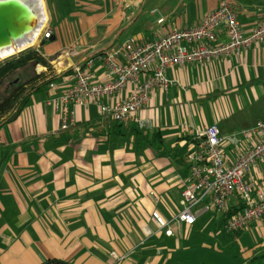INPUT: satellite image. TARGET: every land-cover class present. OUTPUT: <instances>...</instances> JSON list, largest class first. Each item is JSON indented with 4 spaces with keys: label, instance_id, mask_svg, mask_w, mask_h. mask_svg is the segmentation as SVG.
Here are the masks:
<instances>
[{
    "label": "crops",
    "instance_id": "crops-1",
    "mask_svg": "<svg viewBox=\"0 0 264 264\" xmlns=\"http://www.w3.org/2000/svg\"><path fill=\"white\" fill-rule=\"evenodd\" d=\"M230 1L244 33L264 22V0ZM77 2L75 23L106 32L101 40L110 37L107 46L115 38L110 51L129 40L144 44L193 28L219 0ZM219 40L225 41L222 28ZM55 41L50 48H62L63 42ZM89 47L75 62L57 58L50 83L55 87L32 94L17 116L0 126V264H264V215L227 234L224 215L209 211L192 225L173 223V237L151 218L154 210L169 219L181 209L196 130L215 124L226 138L264 121V105L257 107L264 101V42L203 65L170 67L166 75L173 85L151 92L137 114L141 127L114 122L91 104L74 107V125L62 129L51 102L73 85V67L87 69L96 81L106 79L95 53L105 44ZM133 89L127 83L116 99H126ZM256 109L261 116L253 114ZM255 141L224 143L227 163ZM247 179L264 188V157ZM240 205L233 197L229 210ZM145 229L152 233L148 238ZM131 249L124 260L111 256Z\"/></svg>",
    "mask_w": 264,
    "mask_h": 264
},
{
    "label": "built area",
    "instance_id": "built-area-1",
    "mask_svg": "<svg viewBox=\"0 0 264 264\" xmlns=\"http://www.w3.org/2000/svg\"><path fill=\"white\" fill-rule=\"evenodd\" d=\"M161 21V20H159ZM223 29L225 41L219 40ZM44 39L49 32H42ZM264 42V22L248 33H244L237 21L236 8L230 0H219L213 11L205 14L193 28L172 30L160 38L144 44L133 40L125 42L119 50H110L98 55L106 69V79L96 81L87 69L73 67V85L53 98L51 105L61 119V128L68 129L75 123L74 107L95 104L99 112L117 123L136 122L142 124L137 114L148 102L154 89L167 92L173 85L166 72L175 65H203L211 60L229 57L254 45ZM141 75L146 78L139 82ZM133 83L134 89L126 99L115 96ZM50 84V88H54ZM255 138V143L234 163L228 164L223 152L224 143L239 145L242 141ZM194 148L188 155L190 162L187 183L181 190V209L171 218H163L156 210L151 218L157 228L167 237H173L172 224L195 223L205 212L225 215L229 202L236 197L242 209L225 217L222 229L234 234L257 222L264 215V188L247 179V173L264 157V121L256 122L251 128L229 137L221 135L217 125L212 124L196 130ZM145 237L152 233L144 230ZM134 249L124 254L111 253L116 260H124Z\"/></svg>",
    "mask_w": 264,
    "mask_h": 264
},
{
    "label": "rangeland",
    "instance_id": "rangeland-1",
    "mask_svg": "<svg viewBox=\"0 0 264 264\" xmlns=\"http://www.w3.org/2000/svg\"><path fill=\"white\" fill-rule=\"evenodd\" d=\"M45 3L49 15V22L43 31L49 32L50 37L48 39L40 37L37 45H35L31 49L36 50L45 59L48 66L33 64L29 65L24 71H22L20 82H25L32 77H36V79L31 80L29 84L24 85V87L22 88L23 93L28 92L31 87L45 82L46 80H49L57 75V67L55 61L60 56L63 55L66 57H70V59H73V62H75V60L80 59L84 56V52H89L91 50L92 47L89 46L95 45V47H97L103 44L107 46L110 40V37H108V39H105L104 41L101 40L102 37L108 35L106 32H94L93 28L88 29L89 25H79V23H75L76 19L74 15L72 16V12L76 11V8H80L77 7L80 6L77 0H45ZM81 13H86V15L89 14V12L87 11H83ZM113 34L111 36H113ZM52 37L53 39H51ZM56 39H59L63 42L62 48H50V46L56 42ZM41 42H44L43 46H40ZM45 52L56 53L52 55H46ZM76 52L79 53L76 54ZM4 60H2L1 62H3ZM38 66L43 67V70L40 71L38 69ZM15 77L16 75H8L1 80L0 105H2V103L7 100L8 97L12 94L14 89L12 86H9V84L12 80H14ZM263 105L264 101L257 105V107H261ZM261 113L262 112L256 109L253 114L261 116ZM8 115L9 111L4 109L2 110L0 107V120L4 119Z\"/></svg>",
    "mask_w": 264,
    "mask_h": 264
},
{
    "label": "trees",
    "instance_id": "trees-1",
    "mask_svg": "<svg viewBox=\"0 0 264 264\" xmlns=\"http://www.w3.org/2000/svg\"><path fill=\"white\" fill-rule=\"evenodd\" d=\"M101 54L102 53H97V56ZM33 64H41L43 66H48L45 59L36 50L31 48H27L20 52L18 55L11 56L5 59L3 62H0V82L8 75H16L14 80H12L9 84V86H12L14 89L12 94L8 97L7 100L2 103V105H0L2 110L4 109L9 111V115L4 119L0 120V126L2 124L12 121L17 116L23 105L27 102V100L32 94L42 90L44 87H46L56 79L55 77H52L51 79L46 80L45 82L31 87L28 92L23 93L22 88L24 87V85L29 84V82L33 79H36V77H32L26 80L25 82H20V78L22 77V71H24L29 65ZM17 107L18 109L16 110ZM5 159L6 158H4L3 156L2 160L5 161ZM241 209L242 205H240V207L234 211L229 210L224 215V218L231 216L232 214Z\"/></svg>",
    "mask_w": 264,
    "mask_h": 264
},
{
    "label": "water",
    "instance_id": "water-1",
    "mask_svg": "<svg viewBox=\"0 0 264 264\" xmlns=\"http://www.w3.org/2000/svg\"><path fill=\"white\" fill-rule=\"evenodd\" d=\"M34 25L35 18L25 2L21 0H0V48L24 36ZM114 41L115 38L108 46L95 51V53H102L110 49ZM43 45L44 42H41L40 46Z\"/></svg>",
    "mask_w": 264,
    "mask_h": 264
},
{
    "label": "bare ground",
    "instance_id": "bare-ground-1",
    "mask_svg": "<svg viewBox=\"0 0 264 264\" xmlns=\"http://www.w3.org/2000/svg\"><path fill=\"white\" fill-rule=\"evenodd\" d=\"M32 11L35 18V25L21 38L12 41L7 46L0 48V62L5 58L14 56L21 51L32 48L37 45L38 40L49 22V15L46 8L45 0H21ZM41 71L43 67L38 66Z\"/></svg>",
    "mask_w": 264,
    "mask_h": 264
}]
</instances>
